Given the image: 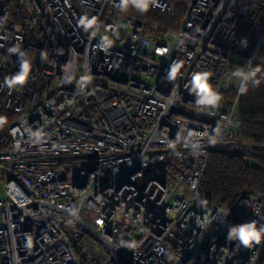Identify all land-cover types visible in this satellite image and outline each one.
<instances>
[{
	"label": "built area",
	"instance_id": "obj_1",
	"mask_svg": "<svg viewBox=\"0 0 264 264\" xmlns=\"http://www.w3.org/2000/svg\"><path fill=\"white\" fill-rule=\"evenodd\" d=\"M120 3L0 0V264H264V241L228 239L264 225L262 194L246 187L229 207L199 194L212 151L264 158L238 113L264 0H151L183 10L160 34ZM20 52L31 71L10 89ZM194 73L215 106L196 105Z\"/></svg>",
	"mask_w": 264,
	"mask_h": 264
},
{
	"label": "trees",
	"instance_id": "obj_2",
	"mask_svg": "<svg viewBox=\"0 0 264 264\" xmlns=\"http://www.w3.org/2000/svg\"><path fill=\"white\" fill-rule=\"evenodd\" d=\"M123 10L134 18L145 20L149 33L150 26L157 25L159 30L156 34L177 29L183 14V10L177 15L161 12L151 3L148 10L142 12L134 6L133 0H128ZM227 93L229 99L234 96L231 89ZM238 113L242 119V136L264 144V49L260 53V63L252 66L248 73L238 102ZM0 118L1 130L12 118V114L1 105ZM255 159V162L248 163L241 155L212 151L199 194L218 207L231 206L246 187L257 190L264 198V158Z\"/></svg>",
	"mask_w": 264,
	"mask_h": 264
},
{
	"label": "clouds",
	"instance_id": "obj_3",
	"mask_svg": "<svg viewBox=\"0 0 264 264\" xmlns=\"http://www.w3.org/2000/svg\"><path fill=\"white\" fill-rule=\"evenodd\" d=\"M128 0H121L119 7L123 10L127 7ZM151 0H133L134 6L140 11H146L150 7ZM10 52H18L15 47L9 49ZM19 71L11 77L4 78V84L10 89L18 85H22L28 79L31 64L24 56L23 52L19 53ZM180 65L174 64L170 67L168 72V79L174 80L179 72ZM189 91L195 94V103L199 107L215 106L220 97L216 89L209 82L207 73H194L191 79V86ZM2 120V118H0ZM228 239L239 241L245 246H252L254 243H261L264 241V225L258 226L256 222L249 221L242 224H235L229 228Z\"/></svg>",
	"mask_w": 264,
	"mask_h": 264
},
{
	"label": "rangeland",
	"instance_id": "obj_4",
	"mask_svg": "<svg viewBox=\"0 0 264 264\" xmlns=\"http://www.w3.org/2000/svg\"><path fill=\"white\" fill-rule=\"evenodd\" d=\"M229 70L231 71L232 68L230 67ZM239 82H240V78H239V75L234 73V76L232 77V80L229 82V85H231L232 87L236 88L238 87L239 85ZM232 90V89H231ZM248 163H253L256 161V159L254 160H251V159H247L246 160ZM0 189H2V185L0 184Z\"/></svg>",
	"mask_w": 264,
	"mask_h": 264
}]
</instances>
